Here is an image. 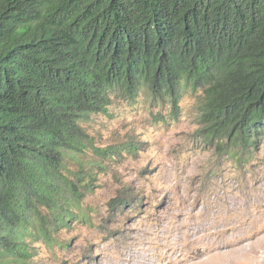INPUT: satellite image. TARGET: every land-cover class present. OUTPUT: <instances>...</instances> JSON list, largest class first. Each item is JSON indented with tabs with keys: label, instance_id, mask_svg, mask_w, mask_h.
Wrapping results in <instances>:
<instances>
[{
	"label": "trees",
	"instance_id": "obj_1",
	"mask_svg": "<svg viewBox=\"0 0 264 264\" xmlns=\"http://www.w3.org/2000/svg\"><path fill=\"white\" fill-rule=\"evenodd\" d=\"M142 91L173 116L201 91L204 138L256 146L264 0H0V264L61 244L107 152L82 121Z\"/></svg>",
	"mask_w": 264,
	"mask_h": 264
},
{
	"label": "rangeland",
	"instance_id": "obj_2",
	"mask_svg": "<svg viewBox=\"0 0 264 264\" xmlns=\"http://www.w3.org/2000/svg\"><path fill=\"white\" fill-rule=\"evenodd\" d=\"M202 99L186 93L173 116L142 91L82 121L107 152L80 157L102 168L61 244L34 243L28 264H264V140L208 141Z\"/></svg>",
	"mask_w": 264,
	"mask_h": 264
},
{
	"label": "bare ground",
	"instance_id": "obj_3",
	"mask_svg": "<svg viewBox=\"0 0 264 264\" xmlns=\"http://www.w3.org/2000/svg\"><path fill=\"white\" fill-rule=\"evenodd\" d=\"M187 233H189V232H187ZM195 233V232H194ZM193 233V234H194ZM196 233H198V232H196ZM201 233V232H200ZM206 234V233H205ZM201 237V236H200ZM192 238V237H191ZM202 238V237H201ZM209 239V238H208ZM213 240H215V239H212V241ZM190 242V241H189ZM192 242V241H191ZM193 242H195V241H193ZM212 243V242H211ZM190 245H192L193 243H189ZM196 244V243H195ZM215 244V243H214ZM209 245H211V244H209ZM213 246V245H212ZM244 246V245H243ZM239 247V246H238ZM208 248H209V246H208ZM205 249V248H204ZM217 249H218V247H217ZM212 250H215V246H214V249H212ZM218 252V251H217ZM221 252V251H220ZM209 252H207V254H208ZM206 254V253H205ZM210 254V253H209ZM212 254V253H211ZM226 254V253H225ZM204 255V254H203ZM219 255H221V254H219ZM206 256V255H205ZM204 257V256H203ZM200 259H201V257H200ZM220 259V258H219ZM222 259V258H221ZM218 260V259H217ZM225 261V260H224ZM148 263V262H147ZM189 263V262H188ZM187 263V264H188ZM121 264V263H120Z\"/></svg>",
	"mask_w": 264,
	"mask_h": 264
}]
</instances>
